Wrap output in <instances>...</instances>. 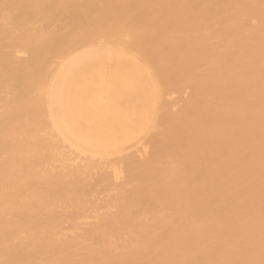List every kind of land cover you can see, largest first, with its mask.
<instances>
[{
  "label": "bare ground",
  "instance_id": "1",
  "mask_svg": "<svg viewBox=\"0 0 264 264\" xmlns=\"http://www.w3.org/2000/svg\"><path fill=\"white\" fill-rule=\"evenodd\" d=\"M0 264H264V0H0Z\"/></svg>",
  "mask_w": 264,
  "mask_h": 264
}]
</instances>
